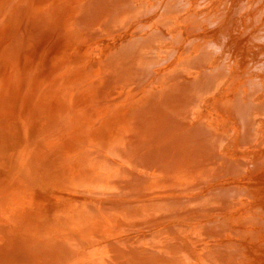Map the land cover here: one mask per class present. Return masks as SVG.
<instances>
[{"label": "bare ground", "instance_id": "6f19581e", "mask_svg": "<svg viewBox=\"0 0 264 264\" xmlns=\"http://www.w3.org/2000/svg\"><path fill=\"white\" fill-rule=\"evenodd\" d=\"M259 2L0 0V264H264Z\"/></svg>", "mask_w": 264, "mask_h": 264}, {"label": "rangeland", "instance_id": "374dc122", "mask_svg": "<svg viewBox=\"0 0 264 264\" xmlns=\"http://www.w3.org/2000/svg\"><path fill=\"white\" fill-rule=\"evenodd\" d=\"M259 1L261 2V1H263V0H259ZM260 2H259V5H261ZM263 18H264V17H262V20H263ZM95 39H96V38H95ZM95 39H94L95 42H94L93 39H92V41H93L92 43H91V41H90L91 39L89 40V42L87 41V43L89 44V46L92 47V46H94L95 44L99 43L100 41H101V42L103 41L101 38L96 39V40H95ZM100 39H101V40H100ZM97 40H98V41H97ZM90 44H91V45H90Z\"/></svg>", "mask_w": 264, "mask_h": 264}]
</instances>
